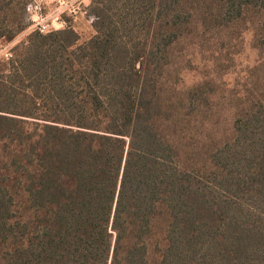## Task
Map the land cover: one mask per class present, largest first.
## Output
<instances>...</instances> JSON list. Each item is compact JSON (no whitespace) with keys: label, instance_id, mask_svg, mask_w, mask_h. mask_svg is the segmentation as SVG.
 I'll list each match as a JSON object with an SVG mask.
<instances>
[{"label":"trees","instance_id":"obj_1","mask_svg":"<svg viewBox=\"0 0 264 264\" xmlns=\"http://www.w3.org/2000/svg\"><path fill=\"white\" fill-rule=\"evenodd\" d=\"M15 3L0 41L28 27ZM249 12L264 0H93L89 40L33 32L0 62V264H264V95L206 152L166 134L161 88L193 19Z\"/></svg>","mask_w":264,"mask_h":264},{"label":"rangeland","instance_id":"obj_2","mask_svg":"<svg viewBox=\"0 0 264 264\" xmlns=\"http://www.w3.org/2000/svg\"><path fill=\"white\" fill-rule=\"evenodd\" d=\"M40 1L46 13L57 7V0ZM20 2L24 0H16L10 11L18 24L23 23ZM63 19L82 42L95 35L85 18ZM189 30L171 47V61L161 79L165 104L176 112L166 134L179 139L184 133L197 150L207 152L233 137L236 118L264 95V12H249L243 22L224 28H206L195 18ZM33 32L39 31L27 28L12 41H0V62L14 59L16 48ZM182 156L184 160L189 156L186 147Z\"/></svg>","mask_w":264,"mask_h":264},{"label":"built area","instance_id":"obj_3","mask_svg":"<svg viewBox=\"0 0 264 264\" xmlns=\"http://www.w3.org/2000/svg\"><path fill=\"white\" fill-rule=\"evenodd\" d=\"M92 0H57V7L50 13L44 12L40 0H31L27 7L26 24L28 29L39 31L42 34L52 32L54 29L68 27L63 19L65 15L72 18L73 22H78L81 17L93 25L96 18L89 14V7ZM58 24V27H55Z\"/></svg>","mask_w":264,"mask_h":264}]
</instances>
